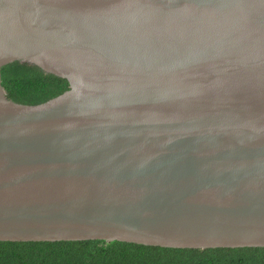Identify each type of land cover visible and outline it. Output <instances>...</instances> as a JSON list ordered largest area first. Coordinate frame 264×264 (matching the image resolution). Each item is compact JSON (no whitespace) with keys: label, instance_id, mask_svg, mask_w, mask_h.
Here are the masks:
<instances>
[{"label":"water","instance_id":"obj_1","mask_svg":"<svg viewBox=\"0 0 264 264\" xmlns=\"http://www.w3.org/2000/svg\"><path fill=\"white\" fill-rule=\"evenodd\" d=\"M85 240L264 248V0H0V242Z\"/></svg>","mask_w":264,"mask_h":264},{"label":"trees","instance_id":"obj_2","mask_svg":"<svg viewBox=\"0 0 264 264\" xmlns=\"http://www.w3.org/2000/svg\"><path fill=\"white\" fill-rule=\"evenodd\" d=\"M6 97L38 106L71 89L68 79L36 64L15 61L1 68ZM0 264H264V248H163L103 240L0 242Z\"/></svg>","mask_w":264,"mask_h":264}]
</instances>
